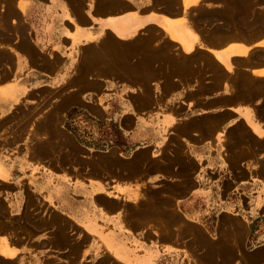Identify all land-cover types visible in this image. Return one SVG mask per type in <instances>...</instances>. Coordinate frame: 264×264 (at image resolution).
<instances>
[{"label":"crops","instance_id":"1","mask_svg":"<svg viewBox=\"0 0 264 264\" xmlns=\"http://www.w3.org/2000/svg\"><path fill=\"white\" fill-rule=\"evenodd\" d=\"M229 263L264 264V0H0V264Z\"/></svg>","mask_w":264,"mask_h":264},{"label":"rangeland","instance_id":"2","mask_svg":"<svg viewBox=\"0 0 264 264\" xmlns=\"http://www.w3.org/2000/svg\"><path fill=\"white\" fill-rule=\"evenodd\" d=\"M90 125L91 123L88 121L87 118H81V117H75V116H70L68 118V125L70 128H72L77 135V138L79 141L84 142L85 139H87L88 132H84V127L85 125Z\"/></svg>","mask_w":264,"mask_h":264},{"label":"bare ground","instance_id":"3","mask_svg":"<svg viewBox=\"0 0 264 264\" xmlns=\"http://www.w3.org/2000/svg\"><path fill=\"white\" fill-rule=\"evenodd\" d=\"M189 1V0H188ZM176 3V2H175ZM178 3V2H177ZM175 12V11H174ZM211 13V12H210ZM241 16V15H240ZM229 23V22H228ZM223 24V23H222ZM17 26V25H16ZM227 27V26H226ZM22 28V27H21ZM213 29V28H212ZM2 30V29H1ZM230 32V31H229ZM216 37V36H215ZM13 39V38H12ZM215 39V38H214ZM223 39V38H222ZM207 40V39H206ZM215 41V40H214ZM211 42V41H210ZM206 43V42H205ZM116 54V53H115ZM118 55V54H117ZM121 56V55H120ZM5 57V56H4ZM127 58V57H126ZM5 59V58H4ZM107 61V60H106ZM130 61V60H129ZM127 63V62H126ZM121 64V63H120ZM145 65V64H144ZM152 66V65H151ZM240 67H242V66H240ZM211 68V67H210ZM213 68V67H212ZM239 68V67H238ZM117 69V68H116ZM140 69H138V71H139ZM140 72V71H139ZM147 74V73H146ZM202 75H203V73H202ZM151 79H152V77H151ZM180 80V79H179ZM237 80V79H236ZM146 81V80H145ZM234 81V80H233ZM242 83V82H241ZM243 84V83H242ZM241 85V84H240ZM214 86V85H213ZM168 87V86H167ZM237 90V89H236ZM69 94V93H68ZM70 97V96H69ZM68 101V100H67ZM40 105V104H39ZM30 109V108H29ZM35 109V108H34ZM178 109V108H177ZM54 110V109H53ZM49 111V110H48ZM55 112V111H54ZM14 114V113H13ZM56 115V114H55ZM209 116V115H208ZM52 117H54V116H52ZM22 118V117H21ZM55 119V118H54ZM46 120V119H45ZM38 121V120H37ZM41 122V121H40ZM53 127H55L54 125H53ZM204 128V127H203ZM23 130V129H22ZM9 131V130H8ZM29 131V130H28ZM36 132V131H35ZM200 133V132H199ZM37 134V133H36ZM20 135V134H19ZM9 139V138H8ZM13 141V140H12ZM36 143H37V141H36ZM45 145V144H44ZM179 148V147H178ZM171 151V150H170ZM178 151V150H177ZM68 154V153H67ZM63 157V156H62ZM54 158V157H53ZM173 161V160H172ZM171 161V162H172ZM174 162V161H173ZM177 163H178V161H177ZM181 164V163H180ZM183 164V163H182ZM166 165H168V164H166ZM180 169V168H179ZM179 171V170H178ZM181 171V170H180ZM172 172V171H171ZM180 173V172H179ZM138 174V173H137ZM154 195V194H153ZM126 206V205H125ZM153 206V205H152ZM171 212V211H170ZM166 213V212H165ZM179 217V216H178ZM150 218V217H149ZM168 218V217H167ZM151 219V218H150ZM177 220V219H176ZM56 223V222H55ZM147 223V222H146ZM141 224H143V223H141ZM138 226V225H137ZM188 230H189V228H187ZM182 231V230H181ZM180 231V232H181ZM182 236V235H181ZM206 242V241H205ZM74 245V244H73ZM188 246V245H187ZM213 249V248H212ZM211 250V249H210ZM216 251V250H215ZM211 252H213V251H211ZM219 252H220V250H219ZM221 254H222V251L220 252ZM220 253H218V254H220ZM220 254V255H221ZM216 255V254H215ZM223 255V254H222ZM221 255V256H222ZM224 257V256H223ZM232 257V256H231ZM225 259V258H224ZM227 259V258H226ZM230 259V258H229ZM232 259V258H231ZM221 260V259H220ZM220 260H219V262H220ZM223 261H225V260H222L221 262H223ZM230 262H231V260H229ZM243 261V260H242ZM200 263V262H199ZM230 264V263H229ZM245 264V263H244ZM250 264V263H249Z\"/></svg>","mask_w":264,"mask_h":264},{"label":"trees","instance_id":"4","mask_svg":"<svg viewBox=\"0 0 264 264\" xmlns=\"http://www.w3.org/2000/svg\"><path fill=\"white\" fill-rule=\"evenodd\" d=\"M69 117H70V116H68V118H69ZM66 126H67L71 131H73L74 134H76V132H75L72 128H70L68 124H67Z\"/></svg>","mask_w":264,"mask_h":264}]
</instances>
